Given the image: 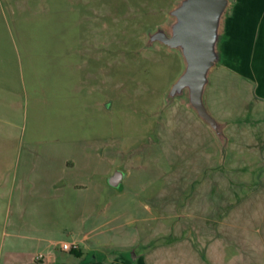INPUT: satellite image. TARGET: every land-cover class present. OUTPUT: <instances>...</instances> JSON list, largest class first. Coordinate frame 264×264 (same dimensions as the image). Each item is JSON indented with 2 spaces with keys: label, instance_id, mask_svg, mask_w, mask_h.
I'll list each match as a JSON object with an SVG mask.
<instances>
[{
  "label": "crops",
  "instance_id": "crops-1",
  "mask_svg": "<svg viewBox=\"0 0 264 264\" xmlns=\"http://www.w3.org/2000/svg\"><path fill=\"white\" fill-rule=\"evenodd\" d=\"M243 20H247L245 15L236 21L237 32L232 36L248 45L254 25ZM32 26L40 27L29 21L4 20V33L9 34L22 78L21 67L26 64L22 65L21 58L26 63L30 60L28 42L38 37L30 36ZM230 33L222 28L221 44ZM219 52L221 59L210 73L205 98L217 108L224 91L237 95L239 83L247 92L245 101L237 100L243 126L256 107L264 110V91L248 78L254 75L249 65L242 63L235 69L223 64L225 57L244 61L248 56ZM215 72L224 83L215 100L218 103L211 104ZM230 83H235L233 90ZM25 89L24 84L21 90L12 85L10 89L0 87V264H264V196L253 195L258 191L255 188L264 185V172L255 175L248 196L234 201L232 191L237 182H246L244 171L251 176L256 167L264 166V116L257 117L250 138L245 133L240 137L248 150L244 153L252 156L244 167L242 161L227 162L229 119L208 110L225 125L227 145L223 148L191 109L183 102L174 103V115L160 122L162 127L152 144L167 163L166 174L158 175L145 162L129 164L120 171L123 178L114 188L108 180L118 166L108 141L98 142V137L96 144L86 145L76 139L63 140L59 134L26 130ZM183 156L188 157L186 163ZM135 172L144 178L134 179ZM121 219L134 225L133 233L123 236L127 244L117 256H99L102 245L91 241L89 234L99 223ZM61 243H76L78 248L66 253L60 250ZM39 254L43 258L36 261Z\"/></svg>",
  "mask_w": 264,
  "mask_h": 264
},
{
  "label": "rangeland",
  "instance_id": "rangeland-1",
  "mask_svg": "<svg viewBox=\"0 0 264 264\" xmlns=\"http://www.w3.org/2000/svg\"><path fill=\"white\" fill-rule=\"evenodd\" d=\"M179 1L0 0L3 10L0 12V87L10 89L12 85L19 90L23 84L24 89L26 87L27 106L23 107L27 115L26 130L59 134L63 140L76 139L86 145L96 144L95 139L99 137L98 142L108 141L110 149L115 152L116 170L123 171L129 164L145 162L163 177L168 170L167 163L159 158L152 144L162 127L160 122L168 115H174L171 112L176 107L174 103L185 104L186 98L167 104V93L182 73L184 63L178 51L168 50L156 42L150 43V35L171 23L170 12ZM229 1L223 27L226 33L232 34L227 35L222 44L220 41L219 50L250 59L241 61L225 57L223 64L235 69L242 63L249 65L254 75L248 78L256 81L264 91V25L261 24L264 21V0ZM244 15L247 20L243 21L254 25L247 36L248 45L237 42L238 39L232 36L237 32L236 21ZM5 19L29 21L40 26L29 29L32 31L30 36H38L39 40L34 38L28 42L30 60L26 63L23 56L21 58L22 65L26 64L21 67L23 78L18 76L20 67L10 46L9 34L4 33ZM242 50L244 52L240 53ZM223 83L219 73L215 72L209 92V100H213L211 104L218 103L215 100ZM230 85L233 90L235 83ZM237 85L241 89L237 90V95L223 92L217 104L219 109L214 107L216 104L210 105L206 98L205 103L210 113L230 120L225 131L230 142L225 151L227 162L242 161L239 164L244 166L246 161L247 167L252 156L244 153L248 150L240 137L256 131L257 117L264 116V110L256 107L246 116L248 123L242 126L237 100L245 101L247 92L239 83ZM254 94L252 92L251 99L257 106ZM250 115H254L252 120L248 119ZM216 148L219 150V146ZM181 158L184 163L188 161V157ZM256 168L251 176L248 171L243 172L244 184H234V201L250 194L249 188L255 186V175L261 176L264 172L263 165ZM143 178L135 172L134 179ZM256 190L254 196H264V185ZM118 223L122 226L116 227ZM133 226L124 219L104 225L99 223L89 234L91 241L102 245L97 254H120V247L127 244L123 236L130 231L133 233Z\"/></svg>",
  "mask_w": 264,
  "mask_h": 264
},
{
  "label": "water",
  "instance_id": "water-1",
  "mask_svg": "<svg viewBox=\"0 0 264 264\" xmlns=\"http://www.w3.org/2000/svg\"><path fill=\"white\" fill-rule=\"evenodd\" d=\"M229 0H180L170 12L172 21L150 35V43H158L180 53L184 69L167 93V104L185 99V105L215 134L223 148L227 145L225 125L208 111L205 94L210 73L220 62L219 43ZM123 173L115 171L110 186L119 187Z\"/></svg>",
  "mask_w": 264,
  "mask_h": 264
},
{
  "label": "built area",
  "instance_id": "built-area-1",
  "mask_svg": "<svg viewBox=\"0 0 264 264\" xmlns=\"http://www.w3.org/2000/svg\"><path fill=\"white\" fill-rule=\"evenodd\" d=\"M59 248L63 252L71 253V252L77 250V245L76 244H70V243H61ZM42 258H43L42 255H38L35 260H41Z\"/></svg>",
  "mask_w": 264,
  "mask_h": 264
},
{
  "label": "trees",
  "instance_id": "trees-1",
  "mask_svg": "<svg viewBox=\"0 0 264 264\" xmlns=\"http://www.w3.org/2000/svg\"><path fill=\"white\" fill-rule=\"evenodd\" d=\"M76 251H73V252H71V253H75Z\"/></svg>",
  "mask_w": 264,
  "mask_h": 264
}]
</instances>
